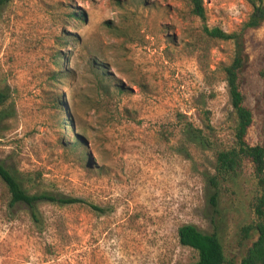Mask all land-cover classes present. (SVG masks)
I'll return each instance as SVG.
<instances>
[{"label":"rangeland","instance_id":"rangeland-1","mask_svg":"<svg viewBox=\"0 0 264 264\" xmlns=\"http://www.w3.org/2000/svg\"><path fill=\"white\" fill-rule=\"evenodd\" d=\"M255 5L264 0H203L207 27L242 33L239 86L253 115L246 140L264 145V19L243 30ZM191 8L189 0L0 7V88L13 108L0 121V161L33 180L30 193L81 199L40 202L35 218L24 204L8 206L0 180V264H191L197 253L179 243L182 224L215 231L233 262L246 254L255 235L242 227L264 194L248 161L219 180L210 203L215 153L234 140L222 68L237 50L207 36Z\"/></svg>","mask_w":264,"mask_h":264},{"label":"trees","instance_id":"trees-1","mask_svg":"<svg viewBox=\"0 0 264 264\" xmlns=\"http://www.w3.org/2000/svg\"><path fill=\"white\" fill-rule=\"evenodd\" d=\"M10 1L12 0H0V7L7 5ZM189 2L192 6V13L203 22L205 34L212 39L231 40L235 43L237 50L232 61L222 68L228 87L230 104L235 113V125L233 129V144L230 147L216 151L214 174L209 178L210 184L213 186L210 203L212 206H216V190L220 183L219 180L226 176L237 175L244 161H248L251 164L255 178L259 185L264 188V145H250L246 140L247 131L253 122V115L250 109L244 105V96L239 86V73L243 66L241 58L242 33H229L217 27H207L203 0H189ZM261 19H264V9L260 5H255L254 12L250 20L244 24L243 30L257 26ZM58 56L62 59L64 58L63 54ZM10 98L11 94L8 88H0V121L6 120L13 115V108L9 105ZM183 131L191 135L193 139L209 143L208 138L200 129L185 125ZM72 147L78 149L77 142ZM79 154L83 155L82 152H79ZM0 180L5 184L9 193L8 206L13 207L16 204H24L29 207L35 218L36 213L34 210L40 202H49L60 206L81 203V199L76 197L52 194L45 191L30 193L28 185L32 186L33 180L22 177L20 172L16 174L11 171L2 161H0ZM91 208L95 211H102L95 205H91ZM253 212L255 219L242 227V233L246 238L255 235V240L237 263L226 257L223 245L215 231L205 233L192 224H182L177 230L179 243L192 248L197 253L196 261L191 264H264V194L255 199Z\"/></svg>","mask_w":264,"mask_h":264}]
</instances>
